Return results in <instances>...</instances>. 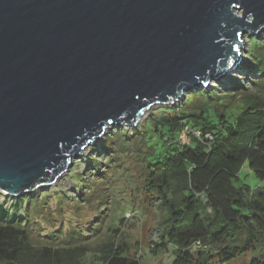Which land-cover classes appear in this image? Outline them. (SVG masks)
Listing matches in <instances>:
<instances>
[{"label": "water", "instance_id": "1", "mask_svg": "<svg viewBox=\"0 0 264 264\" xmlns=\"http://www.w3.org/2000/svg\"><path fill=\"white\" fill-rule=\"evenodd\" d=\"M264 0H0V191L56 185L105 139L235 71Z\"/></svg>", "mask_w": 264, "mask_h": 264}, {"label": "trees", "instance_id": "2", "mask_svg": "<svg viewBox=\"0 0 264 264\" xmlns=\"http://www.w3.org/2000/svg\"><path fill=\"white\" fill-rule=\"evenodd\" d=\"M250 42L253 67L243 82L190 91L139 129L118 128L93 148L75 176L72 205H108L104 181L120 177L148 213L160 216L158 240L150 243L173 246V264H225L248 253L255 256L251 264H264V40ZM41 193L49 192L16 198L26 219L0 206V264H140L126 256L139 243L123 235L125 218L116 215L95 224L98 243L74 231L61 238L37 232L24 201L38 203Z\"/></svg>", "mask_w": 264, "mask_h": 264}, {"label": "rangeland", "instance_id": "3", "mask_svg": "<svg viewBox=\"0 0 264 264\" xmlns=\"http://www.w3.org/2000/svg\"><path fill=\"white\" fill-rule=\"evenodd\" d=\"M253 38L264 40V30L258 33L257 36H246V46L242 52L241 61L235 67L233 73L228 74L220 81L213 82L203 90H220V87L224 84L228 85V81L231 79L241 83L247 78L246 74H249L253 67L251 59L248 57V49L251 45L250 41ZM246 83L248 84V81H245L244 84ZM180 103L181 101L173 106H156L152 108L144 113L138 126L134 129H139L145 124L153 112L162 108L176 107ZM118 128L124 129L126 132L127 130L133 129L118 126L109 128L106 132L105 139L98 140L96 145H92L87 149L85 156L74 161L73 167H70L69 172L65 174L56 185H51L39 190H48L49 193L46 195H42L43 193L38 195V203L29 204L27 199H25L24 205L28 204V208H31V227L37 232H40L43 236L47 234H55L59 238L74 231L76 234H81L85 240L87 239L90 243H98L100 242L102 235L99 237L96 236L94 230L95 224L103 220L106 221L110 215H116L119 218H125L123 221L124 223L121 226L123 235L127 237L131 243H139L137 248L133 247L130 253H126L127 257H137L140 260V264H173V246H169L167 249L161 247L154 249L155 246L150 243H154L158 240V232L155 231V228L157 227L156 225L159 222L160 216L148 213L141 202V196L133 195L132 188L126 184L122 185L123 180L120 177L108 175V179L104 181L103 187L107 189V192L110 195L109 199H111L110 202H107L109 203L108 205L97 206L96 204L87 205L83 202L81 204L76 202L75 204L77 205L78 203V208H75L71 203V197L77 187L75 176L82 174L86 166L84 163L85 161L83 160L91 155L93 148H96L99 144H103L109 137L110 133ZM133 171L134 176H137L135 175V169ZM246 173L247 171L244 172V175ZM249 182L254 185L258 184V181L254 177L249 178ZM84 192L85 194H89L86 193V190ZM35 193L37 192H34V194ZM63 195L69 197L67 201H64L65 203L60 202L61 196ZM9 198V195L0 191V206L5 205L7 208H10L7 209L2 207L1 211L7 213L10 217L17 214L19 217L26 219L27 215L24 211V207L23 205L21 206L19 204L20 201L16 199L21 197H12L13 201ZM123 199L127 201L120 202V200ZM89 224L90 229H87V225ZM104 230H106V228H104ZM254 257L255 256L252 253H248L225 264H251Z\"/></svg>", "mask_w": 264, "mask_h": 264}, {"label": "built area", "instance_id": "4", "mask_svg": "<svg viewBox=\"0 0 264 264\" xmlns=\"http://www.w3.org/2000/svg\"><path fill=\"white\" fill-rule=\"evenodd\" d=\"M181 139H182V141L184 142V143H186V142H188L187 140V134L186 133H182V135H181Z\"/></svg>", "mask_w": 264, "mask_h": 264}]
</instances>
